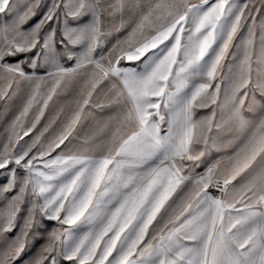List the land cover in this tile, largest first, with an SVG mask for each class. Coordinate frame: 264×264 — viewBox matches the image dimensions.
<instances>
[{
    "label": "snow or ice",
    "instance_id": "6c2138e0",
    "mask_svg": "<svg viewBox=\"0 0 264 264\" xmlns=\"http://www.w3.org/2000/svg\"><path fill=\"white\" fill-rule=\"evenodd\" d=\"M262 13L264 0H0V101L21 99L0 141V264H264ZM85 115L91 134L53 156ZM44 220L60 227L26 256Z\"/></svg>",
    "mask_w": 264,
    "mask_h": 264
},
{
    "label": "rangeland",
    "instance_id": "374dc122",
    "mask_svg": "<svg viewBox=\"0 0 264 264\" xmlns=\"http://www.w3.org/2000/svg\"><path fill=\"white\" fill-rule=\"evenodd\" d=\"M41 11H43L41 9ZM264 14V13H262ZM39 18V15L33 19L32 22H35L36 19ZM4 17H0V22H2ZM259 19V17H257ZM55 26V25H54ZM246 31V29H245ZM127 35L126 30H122L119 33L113 32L112 35H109L107 37L108 41V47H111L112 43H115L117 39H123L124 36ZM236 43H239V37L236 40ZM107 51V49H105ZM235 49L230 50V54L226 59V63L231 64L232 57L231 52H234ZM18 59H23V57H16V58H10L9 62H15ZM26 71H31L30 69H27L25 66ZM42 71V70H41ZM21 88H24V84H21ZM22 95V93H21ZM74 97V92H68V93H61L60 95L53 98L52 101L49 102L48 108L45 110V115L41 118L40 122L37 124L36 128L33 130L32 133L28 137H25L24 140L20 141V144H24L25 142H31V140L39 135V133L45 128L46 125L49 124L50 120L53 116L56 115V113L61 109L65 108V110H68L69 102L72 101ZM21 104L20 98H14L10 103L7 105L5 104V101H0V141L4 138L5 129L10 124L11 120L13 119L14 115L16 114L19 105ZM87 112V110H85ZM210 109H201V111L198 114V118L201 115L208 114ZM108 110H105L103 113L96 111V119H100L101 116L107 115ZM31 122V113L28 117V124L26 126H30ZM93 125V117L91 115H85L84 118L81 120V122L76 126V128L73 130V133L71 136H69L68 140L65 141L64 145H61L60 148L56 149L55 152L58 151H64L68 152L70 148H74L78 146V144L84 139L86 135H90V129ZM60 128V124L57 123L53 125L48 132L45 133L44 137H42V140L47 141L52 136H54ZM228 155L225 153H210L208 156L204 158V164H211L212 158H222L224 156ZM200 165V166H201ZM8 173L5 170H0V186L6 185L8 183ZM13 193H9L8 195L11 196ZM3 206V201L0 200V207ZM39 220V218H38ZM60 227L57 222L54 221H47L44 220L42 222H38L36 226L32 229V232L29 234L27 239V245L28 250L26 252V256L30 255L32 252H35L43 243H45V237L48 231ZM15 233H12L10 235H14Z\"/></svg>",
    "mask_w": 264,
    "mask_h": 264
},
{
    "label": "crops",
    "instance_id": "0c3cea01",
    "mask_svg": "<svg viewBox=\"0 0 264 264\" xmlns=\"http://www.w3.org/2000/svg\"><path fill=\"white\" fill-rule=\"evenodd\" d=\"M200 111H201V109H198L197 110V118H198V114H199ZM231 151H232L231 149H228V150H226V151H224L222 153H225L226 152L228 155H230L231 154ZM61 153L67 154V152H64V151H58V152H54L52 155L55 156V155L61 154ZM214 153H221V152H212V154H214ZM219 159H221V158H212L211 159V164L215 163ZM211 164H204V165H201L199 167H196L194 169V173L193 174H202L205 171L206 167L209 166V165H211ZM233 183L239 185V183H240L239 178H237V180L234 181ZM189 187L190 186H186V187L183 188V190L178 191V193L176 194V196H174V199L177 200V202H178L179 201V198L184 195V193L188 190ZM209 191H210V189H209Z\"/></svg>",
    "mask_w": 264,
    "mask_h": 264
},
{
    "label": "built area",
    "instance_id": "2783aa9c",
    "mask_svg": "<svg viewBox=\"0 0 264 264\" xmlns=\"http://www.w3.org/2000/svg\"><path fill=\"white\" fill-rule=\"evenodd\" d=\"M209 189H210V192H212L214 195H219V193L215 189L213 188H209Z\"/></svg>",
    "mask_w": 264,
    "mask_h": 264
}]
</instances>
